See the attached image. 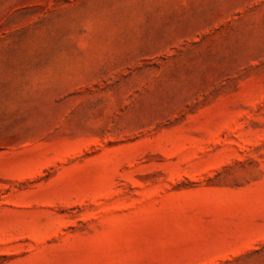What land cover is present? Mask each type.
I'll return each mask as SVG.
<instances>
[{
    "label": "rangeland",
    "instance_id": "rangeland-1",
    "mask_svg": "<svg viewBox=\"0 0 264 264\" xmlns=\"http://www.w3.org/2000/svg\"><path fill=\"white\" fill-rule=\"evenodd\" d=\"M0 264H264V0H0Z\"/></svg>",
    "mask_w": 264,
    "mask_h": 264
}]
</instances>
